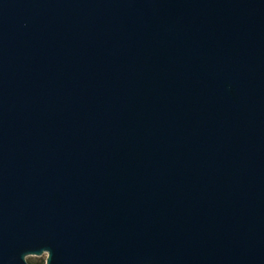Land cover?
Wrapping results in <instances>:
<instances>
[{"label": "water", "instance_id": "obj_1", "mask_svg": "<svg viewBox=\"0 0 264 264\" xmlns=\"http://www.w3.org/2000/svg\"><path fill=\"white\" fill-rule=\"evenodd\" d=\"M264 264V0H0V264Z\"/></svg>", "mask_w": 264, "mask_h": 264}, {"label": "rangeland", "instance_id": "obj_2", "mask_svg": "<svg viewBox=\"0 0 264 264\" xmlns=\"http://www.w3.org/2000/svg\"><path fill=\"white\" fill-rule=\"evenodd\" d=\"M26 261L31 264V263H44L45 261V254L42 255H27Z\"/></svg>", "mask_w": 264, "mask_h": 264}, {"label": "trees", "instance_id": "obj_3", "mask_svg": "<svg viewBox=\"0 0 264 264\" xmlns=\"http://www.w3.org/2000/svg\"><path fill=\"white\" fill-rule=\"evenodd\" d=\"M31 264H43V263H31Z\"/></svg>", "mask_w": 264, "mask_h": 264}, {"label": "flooded vegetation", "instance_id": "obj_4", "mask_svg": "<svg viewBox=\"0 0 264 264\" xmlns=\"http://www.w3.org/2000/svg\"><path fill=\"white\" fill-rule=\"evenodd\" d=\"M44 264V263H43Z\"/></svg>", "mask_w": 264, "mask_h": 264}]
</instances>
